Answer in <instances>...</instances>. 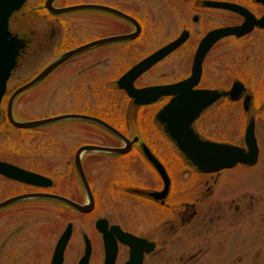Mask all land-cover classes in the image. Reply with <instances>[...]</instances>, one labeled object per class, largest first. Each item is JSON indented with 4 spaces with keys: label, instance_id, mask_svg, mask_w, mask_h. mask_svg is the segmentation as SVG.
<instances>
[{
    "label": "flooded vegetation",
    "instance_id": "af4514ba",
    "mask_svg": "<svg viewBox=\"0 0 264 264\" xmlns=\"http://www.w3.org/2000/svg\"><path fill=\"white\" fill-rule=\"evenodd\" d=\"M88 1L82 0L77 4L93 3ZM136 1L133 0V2ZM176 1L193 2L199 11L192 15V25L180 30V32L182 30L188 31L186 41L140 74L134 81V85L138 89L168 86L169 92L157 94L158 96L153 102L138 104L137 106L124 91L116 87L129 101V104L138 109V127L131 126L130 128H134L135 132L130 133V130L125 129L128 134H124L130 140L136 136L137 140L132 143L126 154L86 151L81 157V166L94 197V205L91 211L81 212L68 203L43 195L49 193L63 196L72 202L84 205L87 198H85L86 200L80 199V190L83 191L84 196L86 193L80 182L79 172L75 164V152L79 146L85 144L112 148L123 147V141L112 135L110 137L115 140L113 144L80 143L74 146L73 150H70L69 155L59 158L58 163L61 164V168L58 169V173L60 175L65 174V180L69 179V181L67 180L68 183L53 181L49 187L33 186L0 175L10 185V194L1 197L0 202L7 198L24 196L0 207V212L11 211V209L12 213L15 210L25 211L27 207L35 206L41 208L39 209L40 212H53L59 216V227L56 230L54 243L50 248L48 264H51L57 240L67 230L69 236L63 250L61 264H109L108 256L105 255L104 233L100 232L96 226L98 220H103L105 237L108 238L109 243L115 245V255L110 264H264V27L255 25L243 36L231 35L218 39L204 54L197 81L193 83V80L190 79L197 45L208 31L225 26L222 25V13L225 12L236 17L234 22L226 25H239L244 20V17L239 13L209 5L207 1L236 3L245 8L257 20L264 16V0ZM113 7L123 10L118 6ZM126 13L138 21L140 28L135 39L140 40L143 31L140 19L131 12ZM10 20L11 17L9 19V30L11 31ZM194 27H198L200 33L197 36L195 47L192 49L193 45L189 46L181 55L184 60L183 65L181 64L182 72L175 77L174 71L176 69H169L164 72L157 71L148 76L160 63L172 57L177 51H180L186 42L190 41ZM55 28L53 24L49 29L55 30ZM25 39L26 46H28L31 41L27 36ZM95 39L66 50L79 47ZM227 39L230 42L238 43V47L249 51L247 55L253 58V63L255 62L254 67L250 69V74L252 75L256 71L259 74L257 80L251 81L247 85L242 77L236 74L237 70L232 68V65H236L232 63L229 56L227 58L224 56L221 49L222 41ZM165 43L149 50H140L138 46V62ZM111 45H116L119 48L124 46L117 42L101 44L84 50L76 56ZM27 48L25 47L21 55L26 52ZM71 59L66 60L63 64ZM224 59H228L227 62H229L226 65L228 67L226 78L223 77ZM28 66L29 63L26 61L23 68H28ZM45 66L35 73L30 72L29 78L19 86L32 80ZM58 67L22 93L44 81ZM13 70L0 100V118L2 111L7 118L10 107L15 118L13 113L14 102L22 94H18L10 102L13 91L19 87L8 91V82ZM161 73L163 76L160 75ZM247 73L249 74V72ZM169 74L172 76L168 77ZM185 80H188L189 84L192 83L191 87L188 85V91H176L177 85ZM234 82H241L242 90L232 96L228 91ZM197 92L215 98L208 104L205 99L203 101L204 107L199 109L198 106L201 102L185 99L183 101L189 107L186 109L178 107L175 111L172 109L173 113H170V119L168 116L166 121L160 120L158 113L171 100L179 94L183 95L184 98L192 99ZM191 104L192 106H190ZM98 117L120 130L119 127L121 126L116 125L110 116L98 115ZM174 117L178 121L180 119L184 121V125L178 128L177 133H175L177 128L174 124ZM133 124L135 125L136 121ZM250 125H252L253 131L247 137L246 132ZM176 137H185L194 146L208 143L237 147L243 154H248V161L236 162L230 167L214 171H202L179 150ZM247 142H250V147H248ZM143 145H146L164 166L168 176L167 185L145 158ZM133 152L137 154V159H133L136 173L134 185L121 186L122 180L119 175L122 172L118 170L115 163L119 164L117 159H123L128 153ZM86 153L101 154L104 155L103 160L113 161L112 164L110 163L111 165H106L107 171L103 172L107 191V208H111L110 202L113 206V203L117 202L121 195L133 197L134 203L127 204L125 209L121 206L123 210H119L116 216H94L93 214L96 210L97 199L92 189L90 172L100 158L92 156L88 160L84 156ZM3 161L10 162L6 159ZM65 169L66 171H64ZM148 171L152 174L153 180V184L150 186L146 184L147 179H143V175ZM70 182H74L75 186L67 187ZM15 185L16 188L13 189ZM150 192L164 193L155 197L150 195ZM63 220L65 223H62ZM131 236L145 240L142 255H131L133 245ZM147 248H151V250L146 251ZM136 249L138 250V243ZM22 253L25 252L22 251ZM85 257L86 260L84 261Z\"/></svg>",
    "mask_w": 264,
    "mask_h": 264
},
{
    "label": "rangeland",
    "instance_id": "374dc122",
    "mask_svg": "<svg viewBox=\"0 0 264 264\" xmlns=\"http://www.w3.org/2000/svg\"><path fill=\"white\" fill-rule=\"evenodd\" d=\"M44 1L26 0L22 8L11 16L12 33L23 40L25 47L28 48L18 57V64L8 82V91L25 82L31 75L30 72L39 71L63 50L95 38L127 33L133 28L116 15L98 9H81L51 15L43 7ZM81 1L56 0L54 5H73ZM89 1L118 6L125 12L135 14L143 27L140 40L137 38L132 42L120 43L124 45L122 48L116 45L103 46L72 58L55 69L44 81L20 94L14 102L13 113L16 119L22 121L62 113L107 115L116 125L121 126L120 131L126 135L128 133L125 129L132 133L135 129L130 127H138V109L131 106L121 91L116 89V79L130 65L138 61V46L140 50H149L171 41L181 29L192 25L191 17L199 11L193 2L176 0ZM222 14V25L236 20L233 15L225 12ZM53 24L56 28L50 30ZM199 33L198 27H194L190 41L172 57L160 63L148 76L157 71L176 69L174 76L177 77L182 72L181 64L183 65L184 60L181 55L189 46L193 45L192 49L195 47ZM26 36L31 41L28 46H26ZM238 46V43L227 39L222 41L221 49L224 56L226 58L229 56L236 65H232V68L237 70L236 74L248 85L251 81L257 80L259 74L256 71L250 74L255 62L253 63V58L247 55L249 51ZM227 60L224 59L223 63L225 78L228 76ZM26 61L29 66L23 68ZM160 75L163 76L162 73ZM167 76L170 77L172 74ZM0 121V159L9 160L11 163L43 174L58 183L69 181V179L65 180V174L58 173V169L61 168L58 160L62 156L69 155L74 146L87 142L113 144L115 141L101 128L96 127L95 123L84 119L54 121L32 129H16L9 124L2 111ZM134 121L137 125L133 124ZM84 156L88 160L92 156L100 158L90 172L92 189L97 199L94 216H116L122 209L121 206L125 209L127 204L134 203L133 197L121 195L113 206L110 202L111 208H107L103 172L107 171L106 165L112 164L113 161L103 160L104 155L101 154L86 153ZM126 157L117 159L119 164L115 163V165L122 172L119 175L122 180L121 186H133L136 175L133 159H137V154L128 153ZM145 178L147 185L153 184L152 174L149 171L143 175V179ZM6 181L0 177V198L10 194V185ZM69 186L74 187L75 183L70 182L67 187ZM80 192V199H85L86 195L84 196L83 191ZM111 200L113 201L112 197ZM39 209L41 208L29 206L25 211L15 210L12 213L11 209L0 212V264H41V262L48 264L50 248L54 243L60 219L53 212H40ZM62 223L65 221L63 220Z\"/></svg>",
    "mask_w": 264,
    "mask_h": 264
},
{
    "label": "water",
    "instance_id": "95a60500",
    "mask_svg": "<svg viewBox=\"0 0 264 264\" xmlns=\"http://www.w3.org/2000/svg\"><path fill=\"white\" fill-rule=\"evenodd\" d=\"M54 0H46L45 1V7L48 9V11L52 13H63L67 11L72 10H78V9H100L104 10L110 13H113L129 22H131L135 27V32L130 34H124V35H116V36H109L104 37L101 39H97L94 41H91L89 43H86L84 45H81L77 48H74L72 50L63 52L62 54L55 57L49 64H47L32 80L29 82L23 84L19 88H17L14 93L12 94L10 98V102H12L13 98L21 91L29 88L30 86L34 85L38 81H40L43 77H45L52 69H54L56 66L61 64L62 62L66 61L70 57L87 50L89 48H93L94 46L108 43V42H114L119 40H128L133 39L138 35L139 31V24L138 22L131 16L127 15L126 13H123L122 11L115 9L110 6L101 5V4H79V5H70L66 7H54L52 5V2ZM25 0H0V99L2 94L4 93L5 84L9 77L10 71L15 67L17 62V57L19 56L20 52L23 50L25 46V42L21 39H19L17 36L12 35L8 31V18L9 16L16 10L20 9V7L23 5ZM207 4L217 6L223 9H228L234 12L240 13L244 17V22L239 26H226L217 28L214 30H211L208 32L205 37L200 41L195 58L194 63L192 66V76L190 79L193 80V83L197 81L199 74H200V68H201V61L208 50V48L219 38H222L227 35H236L237 37L242 36L249 32L255 24L264 27V16L259 19L255 20L251 14L243 7L231 3V2H218V1H207ZM187 38V32L183 31L176 39L169 42L168 44L164 45L154 53H152L150 56L146 57L139 63H136L134 66H132L127 72H125L117 81L116 84L118 88L124 89L129 97L133 99V102L135 104H141V103H148L153 101L157 94L163 93L167 94L169 92L168 86H159V87H149V88H143L138 89L133 86L134 80L138 77L139 74L144 72L146 69L151 67L154 63H156L158 60L162 59L164 56H166L168 53L173 51L175 48H177L180 44H182L185 39ZM192 82V81H191ZM188 85L191 87L192 83H188V80H185L177 85L176 91L179 92H187L188 91ZM241 84L240 83H234L232 86V89L229 91L230 94L234 95L237 94L241 90ZM153 93L155 94V97H151ZM214 97H211L210 95H207L205 93L197 92L193 98H184L183 95L179 94L176 98L170 101L169 104H167L163 110L159 113V118L162 121H166L167 117L169 116V119L171 118L170 113H173L172 109L181 107L182 109H186L189 107L183 100L188 99L190 101L194 100V102H201L200 108L204 106L203 101L206 99L207 104L213 99ZM192 106V104L190 105ZM187 115V113H185ZM66 118H79V119H85L92 122H95L108 131L112 132L113 134L117 135L123 140H126V138L119 133L115 128L110 126L108 123L104 122L103 120L88 116L84 114H62L57 115L45 119H38V120H31V121H16L13 119L11 115V111L9 109L8 111V119L10 123L18 128H31L34 126H39L42 124H46L49 122H53L56 120L66 119ZM183 119H180L179 121L177 118L174 117V124L177 128L175 133H177V130L180 126H183ZM182 123V125H180ZM189 126V124H187ZM252 127L248 128L247 134L250 131L251 132ZM172 132V130L170 129ZM172 134V133H171ZM176 142L179 147V149L185 153V155L200 168L201 170L206 171H214L215 169H220L224 167H229L236 161H242L247 162V156L248 154H243L242 152L234 149L229 148L226 146H212L207 145L204 146L203 144H197L196 146L192 145V143L187 141V138L185 137H176ZM127 145L123 148H111V147H102V146H96V145H83L80 146L76 153H75V164L77 166L81 182L83 184V187L87 193L88 196V203L85 205H79L76 204L64 197L54 195V194H44L46 197H50L53 199L64 201L68 204L73 205L74 207L78 208L82 212H89L93 207V196L90 191L89 185L87 183L86 177L84 175L80 157L84 151H105V152H116V153H126L130 149L131 142L126 140ZM144 154L147 157V159L154 165L160 176L165 182V185H167L168 177L166 174V171L162 164L152 155V153L144 146ZM236 157L235 160L233 158ZM232 158V159H231ZM0 174L11 178L16 179L25 183L34 184L37 186H50L51 180L47 177H44L42 175L24 170L20 167H17L15 165L2 162L0 161ZM152 194V193H151ZM20 197H14L9 198L3 202L0 203V207L3 205H6ZM96 226L98 230L104 233V244L106 249V255L108 256L109 264L113 260V256L115 255V246L114 243H109L108 238L105 237V231L103 226V220H98L96 222ZM132 237V236H131ZM68 238V232L66 234H63L59 240L57 241V244L55 246V250L52 257V264H61L62 260V252L64 249V246L66 244ZM133 245L131 247V255H142L143 248L145 246V241L140 238L132 237ZM138 243V250L136 249ZM146 251H150V248L146 249Z\"/></svg>",
    "mask_w": 264,
    "mask_h": 264
},
{
    "label": "bare ground",
    "instance_id": "6f19581e",
    "mask_svg": "<svg viewBox=\"0 0 264 264\" xmlns=\"http://www.w3.org/2000/svg\"><path fill=\"white\" fill-rule=\"evenodd\" d=\"M88 201V200H87ZM88 203V202H87Z\"/></svg>",
    "mask_w": 264,
    "mask_h": 264
}]
</instances>
